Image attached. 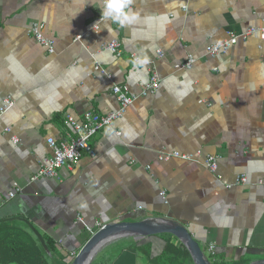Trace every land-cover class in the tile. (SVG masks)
Returning <instances> with one entry per match:
<instances>
[{"label":"crops","instance_id":"1","mask_svg":"<svg viewBox=\"0 0 264 264\" xmlns=\"http://www.w3.org/2000/svg\"><path fill=\"white\" fill-rule=\"evenodd\" d=\"M101 6L0 0V105L8 96L15 102L0 115V219H12L4 224L21 241L39 244L18 220L25 219L53 243L52 259L40 246L43 264H70L95 222L130 226L150 217L185 226L204 252L213 246L212 264L264 259V190L255 185L264 179V40L242 36L264 24V0H133L134 22L112 25L114 35L103 24L93 30ZM35 24L53 40L52 54L28 34ZM228 32L240 37L210 56ZM111 40L120 42L116 54L97 53ZM132 55L149 66H136ZM190 55L192 69H177ZM153 73L158 92L142 96ZM113 85L137 99L93 139L94 157L84 154L58 179L31 181L68 131L65 114L120 109ZM197 151L216 159V174L202 159L157 161L161 153ZM238 177L247 183L227 188ZM150 237L113 245L94 264H153ZM3 243L0 264H15Z\"/></svg>","mask_w":264,"mask_h":264},{"label":"built area","instance_id":"2","mask_svg":"<svg viewBox=\"0 0 264 264\" xmlns=\"http://www.w3.org/2000/svg\"><path fill=\"white\" fill-rule=\"evenodd\" d=\"M264 23V22H263ZM258 34L261 40H264V24L260 25L257 28H251L243 37H246L251 34ZM28 34L32 35L34 40L41 44L48 54H52L54 52V42L51 39H47L43 36L41 26L33 25ZM240 36L234 34L233 32L227 33V39L223 42L212 45L208 48V54L210 56H215L219 54L226 53L234 40L238 39ZM120 48V42L118 40H111L106 44H103L98 47L97 53H111L116 54ZM158 57L162 56L161 52H157ZM132 60L136 64V66L147 67L149 66L148 62H144L138 58L136 55H132ZM195 63V58L190 55L180 65H177V69L190 70L192 69ZM101 70V69H100ZM160 86V80L158 76L153 73L150 75L148 81L142 87V96L145 95H154L158 92ZM112 94L118 101L120 109L117 111H113L104 115H97L90 111L83 113L80 119H76L69 114H65V124L68 127V131L62 135L56 144L52 146V155L44 161L42 167L35 173V175L31 178V181H39L43 180H52L59 178V171L63 167H67L70 169L74 162L81 158L84 154H87L91 157H94V152L91 147L93 139L98 135L103 129L111 127L115 121L122 117V109L127 108L132 105V103L137 99V97L130 93L127 87L113 85ZM15 102L11 96L6 97L2 100L0 105V115L6 112L8 109L13 108ZM5 134L10 133V128L6 127L4 129ZM117 135H120L117 132ZM11 141L13 144H19V139L17 137H11ZM200 151H197L194 154L189 155H181L179 153H161L157 156L158 162H168L170 160L176 159L181 160L185 163H195L200 164V159H202L203 166L206 170L212 174H216L217 171V161L212 156H202ZM150 169V167H147ZM220 178V177H219ZM247 183V179L245 177H238L235 182L231 185H228L227 188L231 189L237 186L245 185ZM256 186L262 188L264 190V179H260L256 181ZM16 192L19 189H15ZM164 195V193H162ZM95 226L97 230L101 229V224L99 222H95ZM215 251L213 246H209L207 248L206 257H210L213 255ZM204 252V253H205ZM75 257V254L71 255ZM209 260V259H208Z\"/></svg>","mask_w":264,"mask_h":264},{"label":"water","instance_id":"3","mask_svg":"<svg viewBox=\"0 0 264 264\" xmlns=\"http://www.w3.org/2000/svg\"><path fill=\"white\" fill-rule=\"evenodd\" d=\"M11 220L12 219H0V224ZM18 220L27 226L38 240L47 257L52 259V254L48 250L45 241L33 225L25 219ZM158 234H169L176 237L187 250L192 264H212L185 226L174 221L172 218L155 217L144 219L130 226H107L97 230L81 247L70 264H94L97 258L106 249L113 245L139 240ZM97 248L98 250L94 258L89 263H85V257ZM248 264H264V259L255 260Z\"/></svg>","mask_w":264,"mask_h":264},{"label":"trees","instance_id":"4","mask_svg":"<svg viewBox=\"0 0 264 264\" xmlns=\"http://www.w3.org/2000/svg\"><path fill=\"white\" fill-rule=\"evenodd\" d=\"M16 232L7 224H0V238L4 242L3 251L8 255L6 259L15 264H43L45 255L40 245L34 240L21 241ZM46 245L54 254L53 243L46 242ZM145 247L148 249V261L153 264H185L183 257L189 256L183 245L174 236L168 234L150 237Z\"/></svg>","mask_w":264,"mask_h":264},{"label":"clouds","instance_id":"5","mask_svg":"<svg viewBox=\"0 0 264 264\" xmlns=\"http://www.w3.org/2000/svg\"><path fill=\"white\" fill-rule=\"evenodd\" d=\"M133 0H102L99 20L93 25V30L103 24L109 35H114L112 25L120 28L134 22L135 16L131 11ZM145 63L147 61H144Z\"/></svg>","mask_w":264,"mask_h":264},{"label":"bare ground","instance_id":"6","mask_svg":"<svg viewBox=\"0 0 264 264\" xmlns=\"http://www.w3.org/2000/svg\"><path fill=\"white\" fill-rule=\"evenodd\" d=\"M97 250H98V248L95 249L93 252H91V254H89V255H87L85 257V259H84L85 260V263H89L94 258V256L96 255Z\"/></svg>","mask_w":264,"mask_h":264},{"label":"rangeland","instance_id":"7","mask_svg":"<svg viewBox=\"0 0 264 264\" xmlns=\"http://www.w3.org/2000/svg\"><path fill=\"white\" fill-rule=\"evenodd\" d=\"M76 255V254H75ZM103 259V258H102Z\"/></svg>","mask_w":264,"mask_h":264}]
</instances>
